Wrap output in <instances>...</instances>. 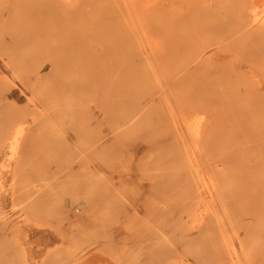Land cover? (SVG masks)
Returning <instances> with one entry per match:
<instances>
[{
	"label": "rangeland",
	"instance_id": "obj_1",
	"mask_svg": "<svg viewBox=\"0 0 264 264\" xmlns=\"http://www.w3.org/2000/svg\"><path fill=\"white\" fill-rule=\"evenodd\" d=\"M25 1L51 0H0V103L20 106L7 113L24 112L17 123L33 130L0 159V246L9 249L0 264H264V88L241 92L236 110L202 100L215 88L207 73L217 49H207L210 0H52L68 13L46 19L70 30L57 24L34 37L41 23ZM75 34L102 57L101 71L77 58L62 62L69 49L55 55ZM181 54H201L206 87L200 73L177 86ZM225 60L235 76L238 57ZM114 64L126 75L112 73ZM39 67L49 76L39 77ZM112 80L128 94L113 92ZM140 96L147 99L134 110L102 108ZM142 113L153 125L130 123ZM162 120L169 144L159 148ZM99 140L114 152L95 153ZM35 182L49 201L19 200L36 192ZM73 205L81 214L71 221Z\"/></svg>",
	"mask_w": 264,
	"mask_h": 264
},
{
	"label": "bare ground",
	"instance_id": "obj_2",
	"mask_svg": "<svg viewBox=\"0 0 264 264\" xmlns=\"http://www.w3.org/2000/svg\"><path fill=\"white\" fill-rule=\"evenodd\" d=\"M210 10L207 11V49L209 47H217L215 51H213L211 54L207 55V73L211 75L208 79L209 83H213L212 85H215L214 90L211 91L212 94H214L213 99H207V97L202 98L208 104H217L222 109L224 107H228L229 110L237 109L238 105H241L242 101L241 97L238 95H242L241 92L250 91L253 88H264V0H210ZM22 8L29 9L30 14H35L33 18H31V21H38L41 23V27L39 28L38 32H36L34 36H41L47 33L46 31H49L51 29V26L59 24V26H56V28L60 31H62L64 34L65 32H68L70 28H68L64 23H62V20L59 19L58 21L50 19L47 20L46 17L49 12H55L59 10V14L65 16L68 12L67 10L62 7L59 4H56L54 1H47L46 3H40V2H22L20 4ZM74 15H76V12H72ZM72 14V15H73ZM114 17V16H113ZM116 20V18H113ZM114 30H116V24H114ZM112 30V31H114ZM62 36V35H61ZM30 36H26L25 38H29ZM87 43L79 39V36L75 34L70 38V41L63 44L62 46H57L55 48V55L59 53L60 50H66L69 49L68 52L64 54V57L61 59L62 62H68L72 61L75 58H77L79 61L86 62V63H92V64H98L97 68L100 71L103 69V67L99 64V61H103L101 56L97 54H91L89 50L86 48ZM187 49V44H186ZM191 50V47H188V52ZM120 51L119 48H114L113 52ZM208 51V50H207ZM112 52V51H111ZM121 52V51H120ZM187 52V54H188ZM131 51L126 50L124 55L130 57ZM227 53L230 54L231 58L238 57L237 63H238V71H236V75L232 77V74H229L230 77L228 79V72H231L229 70V63L225 60L227 57ZM186 55H179L178 59L176 60V64H182L184 71L179 73V75L176 77L175 83L177 86H182V80L189 78L194 73H200L201 79L200 83L203 82V87L207 86V78L204 80V74L201 73L203 70V65L199 64V58L201 57V54H192L190 58ZM220 55V58H217ZM184 56V57H183ZM131 58V57H130ZM212 59H215L214 61H211ZM222 60L221 62H218V60ZM130 60V59H129ZM30 60L27 59H21L19 60V64L22 66H28L30 65ZM134 61H131V64H133ZM130 64L129 68L132 67ZM246 66V70H241V65ZM203 66V67H202ZM45 68V67H44ZM43 67H39V70L36 71V74L39 77H47L49 74L47 73L46 69ZM133 68V67H132ZM10 69H13L10 67ZM123 70V76L126 75V72H128V68H122ZM121 69L118 67V65H113L111 68V72H116L115 70H119L121 72ZM241 70V71H240ZM262 70V75H259L258 71ZM49 71V70H48ZM242 72V73H238ZM14 73V72H13ZM242 74L245 75V79H243ZM206 77V76H205ZM91 79L94 78V76H90ZM99 85V89L102 88L105 83H102L101 80L97 81ZM110 84V87H112L116 92V86L117 92L120 94H128L126 89L127 86H121L114 80L108 82ZM75 84H72L74 87ZM217 85V86H216ZM2 84L0 86V90H2ZM199 86L197 89L201 90ZM122 89V90H120ZM212 89V86H211ZM196 94V93H195ZM194 94V96H195ZM207 94V90L205 92ZM207 96V95H205ZM4 96L0 97V100H2ZM147 97H122L120 99H115L113 101L107 100L104 102L103 109H111V110H122L125 106H129L132 110L136 109L137 106L140 105L144 100H146ZM148 102V101H146ZM236 106H231V104H235ZM238 104V105H237ZM21 108L18 105L15 104H9V103H0V159L3 154L6 152V150H10L13 152H17L22 148L21 145V137L25 135H29L32 133V129L30 128V125L24 126L18 124V120H20L18 117L24 116V112H20L18 114L7 113V111H10L11 109ZM145 113V112H143ZM141 114L137 115L136 117H133L131 115V122H135L139 118H144L147 120V123H150L152 121L151 118H149L150 114ZM138 114V113H137ZM152 115V114H151ZM148 117V118H146ZM151 124V123H150ZM169 122L162 120V123L158 124V127L155 129V146L162 148L169 144L167 142L166 136L165 139H162L161 133H159V129L165 130L168 134V127L167 125ZM153 125V122H152ZM179 125V124H178ZM182 128V127H180ZM177 132V131H176ZM183 132V128H182ZM158 136V137H156ZM153 137V136H152ZM160 137V138H159ZM108 138V137H107ZM113 145V146H112ZM94 148L95 153L100 151H106L107 149H110V153L114 152V144H107L103 143L99 140L98 144L96 143ZM101 149V150H100ZM138 150V149H137ZM93 151V152H94ZM2 161H0V164ZM9 169V168H8ZM29 174H33L30 171H28ZM28 174V175H29ZM5 184L3 181L0 180V190L3 191L5 188ZM82 187H85L82 185ZM35 189L36 192L33 194L30 193L29 196H26L24 198H21L19 200H27L28 203H36L40 204L42 202H48L49 198L51 196L41 197V191L42 188L38 185L37 182H35ZM98 197V196H97ZM96 197L95 202L96 203H102V199H98ZM110 196L108 195V198ZM18 197L15 195H12L11 202L17 201ZM86 199V198H85ZM84 198L82 201L85 200ZM14 207V206H13ZM86 210V209H85ZM69 213L67 214L69 217V220L74 221L78 220L80 217L81 208L77 207L75 208V205H73L69 210ZM93 211V210H92ZM83 212V211H82ZM203 214V213H202ZM70 222V221H69ZM67 224H69L67 222ZM93 224V223H92ZM99 225V224H98ZM61 230V229H60ZM67 230V229H66ZM187 230V229H186ZM69 231V230H68ZM123 237V236H122ZM187 238L186 245H189L190 242L194 244V240L191 241ZM138 239V238H137ZM135 239V240H137ZM63 241V239H62ZM65 242V241H64ZM125 242V241H124ZM147 242V241H146ZM67 243V242H66ZM1 245V244H0ZM64 245V244H63ZM8 247H2L0 246V261L2 259V255L9 249ZM87 260V259H86ZM67 262V261H65Z\"/></svg>",
	"mask_w": 264,
	"mask_h": 264
},
{
	"label": "crops",
	"instance_id": "obj_3",
	"mask_svg": "<svg viewBox=\"0 0 264 264\" xmlns=\"http://www.w3.org/2000/svg\"><path fill=\"white\" fill-rule=\"evenodd\" d=\"M30 245H31V243H30ZM33 247H34V246L31 245V246H30V248H31L30 250H32Z\"/></svg>",
	"mask_w": 264,
	"mask_h": 264
}]
</instances>
